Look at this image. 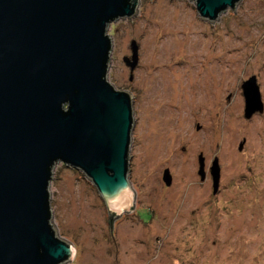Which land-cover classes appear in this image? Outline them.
Here are the masks:
<instances>
[{
  "label": "rangeland",
  "instance_id": "374dc122",
  "mask_svg": "<svg viewBox=\"0 0 264 264\" xmlns=\"http://www.w3.org/2000/svg\"><path fill=\"white\" fill-rule=\"evenodd\" d=\"M107 31L108 80L132 96L133 207L110 232L91 180L57 162L51 220L74 246L62 264H264V0H239L214 20L195 0H138ZM252 75L262 108L246 117L242 83Z\"/></svg>",
  "mask_w": 264,
  "mask_h": 264
},
{
  "label": "water",
  "instance_id": "95a60500",
  "mask_svg": "<svg viewBox=\"0 0 264 264\" xmlns=\"http://www.w3.org/2000/svg\"><path fill=\"white\" fill-rule=\"evenodd\" d=\"M239 0H195L214 20ZM138 0H0V264H62L74 246L52 223L49 183L62 161L91 180L112 219L133 207L132 96L108 80V26ZM131 71L138 54L131 42ZM245 115L261 110L252 75ZM204 178V159L198 155ZM218 189L219 164L210 167ZM166 184L171 174L163 171Z\"/></svg>",
  "mask_w": 264,
  "mask_h": 264
},
{
  "label": "flooded vegetation",
  "instance_id": "af4514ba",
  "mask_svg": "<svg viewBox=\"0 0 264 264\" xmlns=\"http://www.w3.org/2000/svg\"><path fill=\"white\" fill-rule=\"evenodd\" d=\"M205 175V174H204Z\"/></svg>",
  "mask_w": 264,
  "mask_h": 264
}]
</instances>
